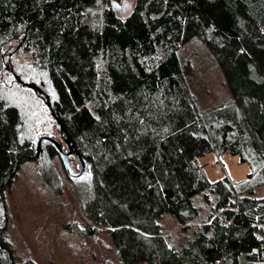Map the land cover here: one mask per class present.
Returning a JSON list of instances; mask_svg holds the SVG:
<instances>
[{
    "label": "trees",
    "instance_id": "obj_1",
    "mask_svg": "<svg viewBox=\"0 0 264 264\" xmlns=\"http://www.w3.org/2000/svg\"><path fill=\"white\" fill-rule=\"evenodd\" d=\"M121 2L0 0V264H16L4 236L5 192L22 165L37 161L55 189L56 158L67 174L52 142L37 156L43 135L65 151L69 141L78 154L70 163L86 165L79 179L67 174L90 222L78 231L89 237L104 228L120 264H258L264 0H136L126 19L115 10ZM193 40L213 56L232 97L207 114L185 77L191 67L181 48ZM211 153L237 156L252 171L239 183H213L200 163ZM209 193L216 209L202 219L195 200ZM166 213L194 228L193 239L171 244L159 222Z\"/></svg>",
    "mask_w": 264,
    "mask_h": 264
},
{
    "label": "rangeland",
    "instance_id": "obj_2",
    "mask_svg": "<svg viewBox=\"0 0 264 264\" xmlns=\"http://www.w3.org/2000/svg\"><path fill=\"white\" fill-rule=\"evenodd\" d=\"M136 0H122L115 6L117 15L126 19L133 11ZM183 61H189L191 72L185 74L195 102L201 112L207 114L216 106L231 100V93L221 69L210 52L197 40L181 48ZM9 69V64H5ZM16 79V76H15ZM68 151V150H67ZM59 176L55 187L40 175L37 161L22 165L12 187L6 190L8 230L5 240L13 247L16 264L33 260L37 264H120L110 236L104 228L95 236L83 237L79 229L90 223L85 217L77 195V186L64 172L56 158L53 162ZM209 180L222 179L242 182L252 171L249 164L240 163L237 156L214 153L200 158ZM62 165V166H61ZM73 174L80 166L69 161ZM255 197H264V185L255 189ZM217 195L209 193L195 200L201 218L216 209ZM252 220L257 221L253 216ZM200 221V220H199ZM159 222L170 243L180 247L193 239L195 229L179 227L171 214H164ZM258 264H264V251Z\"/></svg>",
    "mask_w": 264,
    "mask_h": 264
},
{
    "label": "water",
    "instance_id": "obj_3",
    "mask_svg": "<svg viewBox=\"0 0 264 264\" xmlns=\"http://www.w3.org/2000/svg\"><path fill=\"white\" fill-rule=\"evenodd\" d=\"M16 81L23 84L26 87H31L29 84L23 83L18 77H16ZM33 89L37 90V87H33ZM39 92H41V94L46 98L47 107L49 108L51 115L58 122L60 127H62V123L54 111V108H53V105L51 103L49 94L46 92L40 91V90H39ZM45 141H50L57 147V149H58V151H59V153L63 159L64 166H65V169H66V172H67L69 178L79 179L84 175L85 170H86V165L83 164L82 162L80 163V172L77 174H73L70 167H69V154H72V153L77 154V151H76L74 145L71 144L69 141H67L68 142L67 143L68 151H65L64 148L60 145V143L56 139H54L48 135L41 136L39 141H38V144H37V156L38 157H41V152L43 150V143ZM13 264H14V262H13Z\"/></svg>",
    "mask_w": 264,
    "mask_h": 264
}]
</instances>
